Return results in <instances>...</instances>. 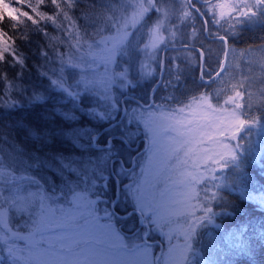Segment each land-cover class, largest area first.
Wrapping results in <instances>:
<instances>
[{
  "label": "trees",
  "instance_id": "obj_1",
  "mask_svg": "<svg viewBox=\"0 0 264 264\" xmlns=\"http://www.w3.org/2000/svg\"><path fill=\"white\" fill-rule=\"evenodd\" d=\"M197 1L205 0H192L194 7L200 10L203 20L199 16H195L197 13L187 0H164L163 5L159 3V0L155 5L149 4L148 0H73V7H69L68 0H59L55 6L51 0H45V5L41 10L59 17L60 30L57 31L51 22H41L37 26L34 22H39L40 17L36 12L31 13V19L24 17L22 10L30 11L29 8H36L39 11L41 0H18V3L16 0H0V20H3L0 22V28L14 37V47L19 55L24 57L27 66L23 73L24 83L27 86L22 97L23 105L16 108L0 106V159L4 157V164L0 165V237L7 243L18 244L21 248L26 247L27 242L19 239L18 235L25 236L30 227L27 219L31 216H26L24 213H18L15 210H23L31 202L15 203L16 209H12V200L16 190H18L16 194H23L35 188L38 192L50 196H53L54 191L57 195H61L63 192L66 194L65 199L56 201L61 205H65L67 201L72 200L73 195L80 193L105 207L104 210L107 212L125 213L127 211L123 199L131 201V197L127 193L123 198L121 192L122 184L127 177L120 178L116 169L121 168V164L129 165L130 155L128 156L127 153H130V148L135 143V137L127 136L124 144L117 142L116 151L119 155L116 159L120 163L115 164L110 161L102 173L104 179L102 181L96 179L95 186L81 183L73 173L62 169L58 163V159L61 157L65 161L71 162L86 159L89 155H95L94 150L92 152L81 150L77 143V137L72 135L73 130L92 131L100 126L101 122L95 118H90L84 110L97 107L98 94L103 91L104 84L107 86L110 83L104 75L106 65H118L119 74L117 76H119L126 67L122 64L131 57L128 55L126 59L123 56L119 58L122 55V43L117 45V50L116 48L112 49L110 44L108 45V41L112 40L108 35L110 32L109 23L124 22L123 26L119 28L121 31L133 30L137 27L138 29L143 28L141 23L144 22L146 24L144 37L149 38L151 28L163 19L165 22L164 34L168 40H171L172 37L169 33L172 26L183 22V18L179 19L184 10H191L194 16L190 18L189 23L195 25L200 36L199 42L195 43L194 47L204 51L199 69V55L196 50L191 52H182L176 49L165 50L160 82L155 88L153 83L157 78L161 51L155 62L150 58V65L157 69L154 75L150 79L143 80L142 83L137 82L134 86H128L125 90V95L134 97L138 102L123 100L124 114L122 117H120L119 111V119L122 121L121 129L127 126L126 118L131 107L139 103L141 108V104L144 105V101H148V93L152 89L154 90L151 101H159L166 107L165 100L169 96H174L176 102L187 103L193 96H198L203 92L214 97L213 103L218 102L221 108L232 107L224 104L227 95L231 94L230 87H227L225 83L222 89L218 90L217 83L220 77L223 78L229 74L228 67L233 65V61L229 58L231 50L264 47V18L257 17L252 22L245 19L243 23L237 24L235 30L238 34L231 37L230 47L226 45L225 71L221 73L220 77H215L214 74L221 65L224 50L223 45L215 37L217 34H224V31L236 21L238 13L232 14L229 18L228 12L221 19V15L215 10V16H213L212 6L216 0H210L208 3ZM3 2H7L8 7H10L9 5L12 6L11 9L9 8L10 12L6 13L7 9L4 10ZM142 6L147 7L149 11L141 18L139 14ZM60 9H63V12ZM161 9H167V14L162 13ZM65 12L68 13L67 16L64 15ZM18 14L24 24L13 29L11 20L15 19ZM106 19L108 20L103 24L104 32L108 37L103 34V31L97 35L85 22L88 21L91 24L93 22H105ZM217 20L219 23H215ZM201 26H203V31L199 32ZM42 28H45L49 36L41 33ZM181 31L184 38L187 39V33L191 32L192 29L185 25ZM25 34L27 39L19 38ZM53 35L56 36L55 41L50 42L49 39ZM201 44H203V48H201ZM166 45L168 44L166 43L164 46ZM45 50L49 52L47 63L42 55ZM144 50L145 47L136 50L135 54L140 58ZM5 55L6 60L0 61V65L7 67V61H15L16 57L10 54ZM61 60L65 63L63 77L66 85L75 86L79 82V87L76 90L81 92L82 99L77 108L73 107L69 97L51 85V79H56L57 76L61 75L59 71L62 65ZM68 63L77 66L72 68L67 65ZM238 64L241 76L235 80H228L227 83H235L244 79L246 84H250L251 86L247 87V92L251 93V96L245 100V103L248 101L246 104L250 107L245 109V112L248 118L252 116L261 117L264 115V107H261V102L264 101V96L261 95L264 92V70L242 60ZM177 65L180 67L179 81L174 78ZM19 67V65L15 68L8 67L4 74L12 76ZM201 69H205L206 73L211 74V77L205 74L204 80H201ZM54 71L55 75H53ZM44 72H48V76L42 75ZM105 79H107L108 84ZM170 80L172 81L171 84L169 83ZM113 81L117 84V77ZM10 84L11 81L0 84V90L9 87ZM85 86L95 89V91L90 92L89 96L85 97L83 94ZM34 91L44 95L46 99L42 103L30 104L28 97ZM113 95L114 97L118 96L119 100L122 98L118 92L114 91ZM169 103L172 102L169 101ZM178 106V104H172V108ZM103 108L104 102L101 98L97 110H103ZM61 110L74 113L76 120H66L62 116L54 114V112ZM29 128L48 134L42 139H36L28 135L27 130ZM79 143L86 145L88 143L87 136L79 137ZM231 143H238L239 145L237 152L243 171L237 172L234 168L221 169L216 173L219 177L218 180L215 182L208 181L209 187L213 183L221 185L219 191L227 204L224 207L213 205L215 212L220 214L213 217L212 224H207L199 230L200 235L193 245L194 259L192 264H264V119H259L258 122L246 126L238 139L231 141ZM13 145H19L25 150L23 154H19L20 158L16 161L10 159L8 155V152L15 151ZM31 154L40 157L38 167L30 168L24 165L23 159L30 160ZM191 168L193 176L200 175L196 172L197 168ZM205 171L204 169L203 172ZM97 175L100 173L98 172ZM117 184L118 188L116 187ZM192 184L193 181L190 178L187 187H183L184 192ZM196 187L199 190L202 186L196 185ZM69 189H72L70 193H68ZM115 198L111 211L109 206ZM128 208L133 207L128 206ZM100 210L102 211V209ZM226 212H230L231 215L224 214ZM23 216L26 225L21 226ZM183 219L185 223V218L183 217ZM32 220L35 221L34 218ZM216 224L221 225V228H215ZM242 225H247V235L251 237L246 253L239 252L225 240L229 233L237 232ZM208 233H212L211 238ZM2 246L0 244V248ZM2 262L11 264L5 249L0 250V264Z\"/></svg>",
  "mask_w": 264,
  "mask_h": 264
},
{
  "label": "snow or ice",
  "instance_id": "obj_2",
  "mask_svg": "<svg viewBox=\"0 0 264 264\" xmlns=\"http://www.w3.org/2000/svg\"><path fill=\"white\" fill-rule=\"evenodd\" d=\"M18 3V0H16ZM52 4L55 6L59 3V0H51ZM149 4L155 5L157 0H148ZM191 7L195 9V12L199 16L200 10L194 7L192 0H187ZM206 3L210 0H205ZM161 5L164 4V0H159ZM69 7H73V0H68ZM45 5V0H41L40 10L36 8H29L30 11H23L25 18L31 19V13L36 12L39 15V22H34L39 26L41 22H51L55 26L57 31L60 30V21L59 17L55 14H49L46 11H42V7ZM12 7L11 5H9ZM28 7V6H27ZM220 9L228 8L229 9V18L232 14L238 13L236 21L233 22L227 30L224 31L223 35L217 34L215 37L221 43V45H229V41L232 36L238 34L235 30L238 23H243L245 19L248 22H252L255 18L261 17L264 18V0H230L228 4L217 5ZM14 8V7H13ZM63 12V9H60ZM147 7H141L140 17L148 12ZM162 13L167 14V9H161ZM65 16L68 13H64ZM205 15V13H204ZM221 19H223L224 13L221 11ZM193 12L183 11L179 20L183 18V22L177 23L172 26L170 35L171 40H168V37L164 34V20L161 19L150 30V40L148 44L145 45L146 49H151V52L148 53L149 57L155 62L158 59L159 52L163 49V46L167 43L170 47L182 51V52H191L194 51V44L199 42L200 36L197 32V29L194 24H190L189 20L192 18ZM213 16H215V11H213ZM9 19V18H8ZM3 20H0L2 22ZM12 28L16 29L18 25L24 24V21L20 20L19 14L15 19L11 20ZM219 23V20L215 21ZM227 23V21H226ZM185 25H188V28L191 27L192 31L187 33V39L184 38L182 34V29ZM203 31V26L199 29V32ZM41 33L45 36H49V33L45 28L41 29ZM211 34V31H209ZM55 35L51 36L49 41H55ZM21 39H27V35H22L19 37ZM127 42V33H125L121 38V43ZM51 44V43H50ZM230 47V45H229ZM203 48V44H201ZM10 54L13 57H16L15 61H7V67L5 65H0V84L5 83L6 81H11L9 87L0 90V106L7 108H16L17 106L23 105V95L27 90V86L24 83V70L26 69L25 59L20 56L14 47V37L10 36L7 32L0 28V61L6 60V55ZM42 55L45 58V62H48L49 52L45 50ZM200 56H204V51L199 53ZM227 54L225 53V56ZM58 59H60L58 57ZM180 59V57H177ZM187 59V57H185ZM62 61V60H61ZM64 62L60 68L61 75L57 76L56 79H51V85L59 89L64 95L70 98L73 103V107L77 108L82 97L81 92L77 91L76 88L79 87V82L74 85H66L63 71H64ZM19 65V69L13 73L12 76H7L4 73L8 70V67L15 68ZM68 66L74 68L77 65L68 63ZM141 70L144 75L152 76L156 72V68H152L149 65L141 63ZM158 68V67H157ZM170 70V69H169ZM225 71L223 65H220V70L215 73L216 77H220L221 73ZM180 67L176 66L175 80L179 81L180 79ZM55 71L53 75H55ZM205 74L211 77L210 73H206L205 69H201V80H204ZM42 75L48 76V72L42 73ZM129 72L128 69H125L120 73V77L127 80V83L116 84L115 81L110 82L107 86L104 87L103 91L98 94L97 98V107L85 109V114L90 118H95L100 121V126L93 129L92 131H81L80 129L73 130L72 135L77 137V143L82 151L92 152L94 150L95 155H89L86 159L73 160L71 162L65 161L63 157L58 159L61 168L67 170L68 172L73 173L81 183L90 184L95 186L96 179L103 180V171L109 164L113 162L119 164L120 162L116 159L119 153L116 151L117 142L119 144L125 143V138L129 135V128L126 126L121 129L122 121L119 119L120 111V100L119 97H114L113 92H118L119 96H124L126 93L124 89H127L128 84H133L131 79H128ZM171 84L172 81L170 80ZM226 86L230 87L231 94L227 95L224 100L225 105H231V108H221L219 103H213L214 97H211L209 93L203 92L198 96H193L188 103L183 101L176 102L174 96H169L165 100V105L171 109L170 112H156L150 111V109L163 108L164 105H156L155 101L152 104H149L148 101H144L145 107L141 110L140 113H136L133 109V114L140 115L141 118L147 117L148 123L146 126L149 128V131H152L151 122L156 121L157 119L166 122V127L176 130L180 135H184L185 132L183 129H187L189 133L195 132L196 129L192 128L193 124L192 119L188 117L196 115L201 109H206L210 113L216 112H227L229 113L228 123L224 125L218 131L217 136H209V140H217V147L214 150H205L210 152L209 155L204 157L203 167L205 172H202L199 176H191L193 184L185 192L182 200L181 207L170 212V215L183 216L185 218V223L181 226L180 230L185 237V244L183 252L179 257L175 258L172 261V264H187V253L192 250L193 243L196 238L200 235V229L205 227L207 224H212L213 217L219 215L220 213L215 212L213 205H219L221 207L226 206L227 201L225 200L222 193L219 191L221 185L213 183L211 187L208 186V181L211 180L215 182L219 179L216 173L221 169H230L234 168L237 172L243 171L240 165V157L237 152L239 147L238 143L233 144L231 141H236L240 133L244 130L246 126H249L253 123L259 121V119H264V115L261 117L252 116L248 118L245 109L249 108L250 105L245 103L247 97L251 96V93L247 92V87H250V84H246L244 79L238 80L235 83H227ZM95 91V89H90L85 86L83 94L85 97L89 96L90 92ZM264 96V92L261 93ZM102 98L104 102L103 110H97L100 106V99ZM45 96L42 94H37L35 91L31 96L28 97V102H43ZM172 102V103H169ZM172 104H178V107L172 108ZM137 108H140L139 103L136 105ZM261 107H264V101L261 102ZM127 111V109H125ZM187 111V116L184 114ZM55 115H60L66 120H76L74 113L65 112L63 110L54 112ZM28 135L30 137H35L36 139H42L48 133L38 132L36 129L29 128ZM87 136L88 143L80 144L79 137ZM203 142V141H201ZM14 152H8L9 158L13 161H16L20 158L19 154L24 153V149L19 145H13ZM40 157L35 154H31V159H23V163L26 167H38ZM4 164V157L0 159V165ZM152 165V156H149L148 166ZM98 172L100 175H97ZM35 179V178H33ZM150 181L145 178L142 184L137 185L132 189V196L136 200V203L143 211L146 207H151V202L148 198V189L145 188V185H149ZM196 185H201L202 187L198 190ZM79 187V185H77ZM72 191V189H69ZM53 197L56 201L60 199H65L66 194L61 192V195H57L56 192H53ZM98 195V194H97ZM69 203V208L73 211H65L64 209H59L62 213V216L57 218L52 217L50 224H55L58 228H63L64 231L57 234V240L70 241V244L67 245L69 249L75 252L78 256L83 258L75 260H61V261H39L31 258L30 255L26 256L24 253L26 248L28 250L35 249L39 251L38 243L35 240L30 239L26 236H19L18 238L25 240L26 248H21L18 244H9L2 237H0V244L4 246L7 251V258L11 264H147L143 259L137 258L139 253V246H137L138 252L133 253L131 257L117 259L116 254H119V251L126 247L123 244L122 240L116 236L113 231L111 224H101L100 217L95 215L93 200L88 199L86 195L76 193L73 195ZM200 213V214H197ZM224 214L231 215L230 212ZM105 216L111 218V213H105ZM162 217L157 216L156 219L159 220ZM215 228L220 229L221 225L216 224ZM248 227L247 225L240 226L239 230L235 233H229L225 240L230 243V245L237 249L241 253H246L249 249L251 237L247 235ZM209 237H212V233H208ZM234 241V242H233ZM65 245H61L63 249ZM47 251V250H45ZM146 255V252L143 253Z\"/></svg>",
  "mask_w": 264,
  "mask_h": 264
},
{
  "label": "rangeland",
  "instance_id": "obj_3",
  "mask_svg": "<svg viewBox=\"0 0 264 264\" xmlns=\"http://www.w3.org/2000/svg\"><path fill=\"white\" fill-rule=\"evenodd\" d=\"M228 3H230V0H216L212 6V11L215 10L219 15L221 11H223L225 15L229 12V9L226 7L222 10L217 7V5ZM3 6L4 10L7 9L6 13L11 11V7L7 6V2H3ZM107 20L108 19H106L105 22H93L91 24L88 21L85 22L97 35L103 31V34L108 37L104 32L103 24L106 23ZM123 23L124 22L118 24L117 21L115 24L109 23L110 32L108 35L112 40L108 41V45L110 44L112 49L116 48L117 50V45L121 43L122 36L127 33V42L122 43V55L119 58L123 56V58L126 59V56L131 55L130 58L125 60L126 63L124 62L122 65L126 66L124 70L128 69V79H131L133 84L137 82L142 83L143 80L150 79L151 77L144 75L143 72L146 71V69L141 70L140 67L142 62L151 66L150 57L148 55L151 49L145 48L140 58L135 53L136 50L143 49L150 40V37H144V27L146 24L144 22L141 23L143 28L138 29L137 27L133 30L126 29L119 31ZM102 24L103 26L101 27ZM229 58L233 61V65L228 67V71L230 72H228L229 74L227 76L223 78L220 77L217 83L218 90L222 89L228 80H235L237 77L241 76L238 64L241 60L254 64L256 67L264 70V47L231 50L229 52ZM105 69L106 73L104 75L110 82L117 77V85L127 83V80L121 78L120 75L117 76L119 74L118 65L108 64ZM105 80L108 84L107 79ZM131 85L132 84H128V86ZM105 86L106 84L103 85V87ZM125 90L126 89H124V91ZM152 103L153 101H151L150 104ZM246 103H248V101ZM250 103L252 104V102ZM155 104L158 106L162 105L159 101H155ZM144 107L145 105L143 107L141 106V108H137L136 105L132 106L126 118L127 126H131L128 136H133L135 139L138 138L139 144L137 146L136 140L135 145H133L134 148H130V153H127L128 156L130 155L129 165L126 166L121 164V168L116 169L120 178L127 177L125 178L126 180L124 179V184H122L121 187L123 198H125L127 193H129V197H131V201L123 199L124 207L127 209L126 212L130 211L128 209H134L136 211L134 214L136 215L137 213V215L141 216L139 218L140 223H138L136 219V224L133 225L132 220H128L131 219L129 216L124 220L115 218L114 215L108 218L105 216V213L111 212L105 211V207H102L99 203H94L93 208L95 215L102 217L99 222L101 224H111L113 233L122 240L124 245H126L125 248L119 251V254H116L117 259L131 257L133 253L138 252L137 246H139L137 258L145 260L147 264H153L156 255L155 251L152 249V245H150L147 240H149L148 237L150 234L159 232L163 238L162 251L159 255L160 261L158 260V264H172V261L179 257L184 249L185 237L180 230L181 226L184 224V219L183 216L170 215L169 213L181 207V200L185 194L183 187H187V183L191 178L189 175H192L191 167L197 168L196 172L200 174L204 171V157L210 154V152L205 150L216 149L218 142L217 140H209L208 137L217 136L218 131L228 123L227 118L229 117V113H222L219 111L210 113L206 109H201L196 115L188 117V119L193 120L191 127L196 129V131L189 133L187 129H183L185 134L180 135L176 130L167 128L166 122L159 119L151 122L152 131H149V128L146 126L148 123L147 117L141 118L140 115L134 116L133 114V109H135L136 113H140ZM150 111L168 113L171 109L164 106L163 108L150 109ZM184 116H187V111ZM149 156H152L151 167L148 166ZM146 177L150 181L149 185H145V188L148 189V198L151 202V207H146L141 211V208L132 196V189L142 184ZM17 192L18 190L14 191L15 197L12 200V209H16L14 207L15 203L21 201L27 203L31 202L29 203L30 206H28L29 204L27 205V208L23 210L16 209L15 211L34 218L35 221H33L31 217L27 219L31 228L28 226L29 230L27 229L28 232L25 236L28 235L30 239L39 242V251L35 249L28 250L24 247L26 248L24 254L26 256L30 255L31 258L42 262L83 258L67 247L70 241L57 240V234L64 231V229L56 227L55 224H50L53 216L57 218L62 216V213L58 211L59 209L73 211V209L69 208V203L67 202L65 205L58 204L53 196L38 192L35 188H32L28 193L16 194ZM68 193H70V191ZM69 201H71V199ZM128 206H132L133 208H128ZM100 209H102V211ZM157 216L162 218L157 220ZM105 217L110 219V221H106ZM24 218L23 216V221L20 224L21 226L26 225ZM145 223L149 226V233L148 228L143 227ZM134 228H138V230L135 232V236L132 234V236H128V244H126V238L123 237L124 235L121 233V230L132 231L135 230ZM141 236H143L142 239L145 240L144 243L142 242ZM62 244L66 246L63 249L61 248ZM2 249H5L4 246L0 248V250ZM193 249L192 247V250L187 253V264H192L194 259ZM144 252H146V255H143ZM1 264H6V262H2Z\"/></svg>",
  "mask_w": 264,
  "mask_h": 264
},
{
  "label": "flooded vegetation",
  "instance_id": "obj_4",
  "mask_svg": "<svg viewBox=\"0 0 264 264\" xmlns=\"http://www.w3.org/2000/svg\"><path fill=\"white\" fill-rule=\"evenodd\" d=\"M152 91V90H151ZM151 91L148 93V102H149V95L151 94ZM151 98V97H150ZM137 140V146H138V144H139V139L137 138V139H135V141ZM134 145H135V143H134ZM136 146V147H137ZM135 147V148H136ZM132 149L134 148V146H132L131 147ZM115 181L117 182V179L115 178ZM116 187L118 188V184L116 185ZM117 190V189H116ZM111 205V204H110ZM113 205H114V203H113ZM113 205L112 206H109V208L111 209V211H112V208H113ZM128 210H130V211H128V212H126V213H115V212H113L112 211V215H114V217L115 218H121V219H125L127 216H129L130 218H131V220H132V224L133 225H135L136 224V219L138 220V223H140V220H139V218L141 217L140 215H137V213H136V215L134 214V212H136L134 209L133 210H131V209H128ZM106 218V217H105ZM100 219H102V217L100 216ZM106 221H110V219H108V218H106L105 219ZM137 223V224H138ZM117 227L119 228V226L117 225ZM143 227L144 228H148V233H149V226H148V224H146L145 223V226L143 225ZM120 229V228H119ZM135 229V228H134ZM138 230V228H136L135 230H132V231H127V230H121V233L124 235L123 237H125L126 238V241H125V243L126 244H128V241H127V238H128V236H132V235H134L135 234V232ZM132 234V235H131ZM141 235H143V234H141ZM135 236V235H134ZM142 237L143 236H141V239H142ZM162 235H161V233H159V232H157V233H153V234H150L149 235V237H148V239L149 240H147V242L150 244V245H152V249L155 251V255L157 254V251L159 250V249H161V251H162ZM144 239H142V242L144 243ZM161 254V253H160ZM158 260H160V256H159V258H158ZM158 260L156 261V264H158ZM153 264H154V262H153Z\"/></svg>",
  "mask_w": 264,
  "mask_h": 264
},
{
  "label": "water",
  "instance_id": "obj_5",
  "mask_svg": "<svg viewBox=\"0 0 264 264\" xmlns=\"http://www.w3.org/2000/svg\"><path fill=\"white\" fill-rule=\"evenodd\" d=\"M199 3H202L201 1H198ZM198 15V14H197ZM199 17H200V19L201 20H203V17H202V15L201 14H199ZM223 47H224V50H223V54H222V58H221V65H223L224 66V63H225V53H226V51H227V46L226 45H223ZM168 49H174V48H172V47H170L169 45H166V46H164L163 47V49L161 50V52H160V62H159V70H158V73H157V78H156V81L153 83V85H154V88L159 84V81H160V78H161V74H162V65H163V54H164V51L165 50H168ZM194 50H196L197 52H198V55H199V53L201 52V50L199 49V48H196V47H194ZM198 59H199V69H200V67H201V64H202V60H203V56H200L199 55V57H198ZM220 70V67L216 70V72L217 71H219ZM215 72V73H216ZM214 76L216 77V75L214 74ZM207 80V79H206ZM150 97H151V94L149 95V104H150ZM124 99H128V100H132V101H136L137 102V100L135 99V98H133V97H131V96H128V95H124V96H122V98L120 99V103L122 102V100H124ZM124 112V109L122 108L121 109V114H120V117L122 116V113ZM116 199V198H115ZM115 199H114V201H112V203H111V205L110 206H112L113 205V203L115 202ZM160 251H161V249H159V251L157 252V255H156V257H155V259H154V264H156V260H157V258L159 257V255H160Z\"/></svg>",
  "mask_w": 264,
  "mask_h": 264
}]
</instances>
